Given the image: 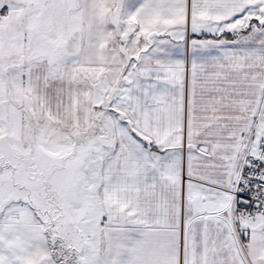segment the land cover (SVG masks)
<instances>
[{
    "label": "snow or ice",
    "instance_id": "6c2138e0",
    "mask_svg": "<svg viewBox=\"0 0 264 264\" xmlns=\"http://www.w3.org/2000/svg\"><path fill=\"white\" fill-rule=\"evenodd\" d=\"M0 264H264V0H0Z\"/></svg>",
    "mask_w": 264,
    "mask_h": 264
}]
</instances>
